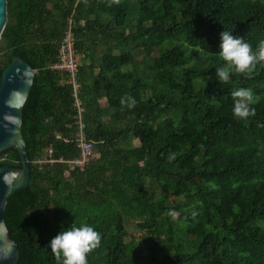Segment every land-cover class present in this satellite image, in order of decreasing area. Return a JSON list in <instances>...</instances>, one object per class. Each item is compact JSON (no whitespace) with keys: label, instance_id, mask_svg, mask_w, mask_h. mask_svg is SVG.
Listing matches in <instances>:
<instances>
[{"label":"trees","instance_id":"obj_1","mask_svg":"<svg viewBox=\"0 0 264 264\" xmlns=\"http://www.w3.org/2000/svg\"><path fill=\"white\" fill-rule=\"evenodd\" d=\"M109 3L6 2L0 75L13 57L37 72L22 110L29 183L5 214L18 264H56L48 244L72 224L101 234L88 264H264V66L216 73L224 30L253 50L264 40V0ZM68 32L76 90L51 68ZM240 88L258 97L243 120ZM80 133L93 157L70 165ZM1 166L19 168L17 152Z\"/></svg>","mask_w":264,"mask_h":264},{"label":"water","instance_id":"obj_2","mask_svg":"<svg viewBox=\"0 0 264 264\" xmlns=\"http://www.w3.org/2000/svg\"><path fill=\"white\" fill-rule=\"evenodd\" d=\"M7 0H0V37L7 21ZM37 72L19 57H13L0 75V154L14 150L20 167H0V264H18L17 244L9 237L5 225L6 206L12 195L29 183L30 163L22 135V110ZM8 175L9 183L4 177Z\"/></svg>","mask_w":264,"mask_h":264},{"label":"clouds","instance_id":"obj_3","mask_svg":"<svg viewBox=\"0 0 264 264\" xmlns=\"http://www.w3.org/2000/svg\"><path fill=\"white\" fill-rule=\"evenodd\" d=\"M119 0H111L112 3H118ZM220 58L225 61L223 67L217 68V80L220 84L227 83L230 75L236 74L250 76L255 72L257 65L264 66V40L258 42L253 50L252 46L243 38H236L232 32L224 30L221 33ZM233 98V116L236 119L243 120L249 116H255V109L251 107L256 103L258 97H255L251 89L240 88L231 92ZM131 100L128 105H135V100ZM125 103L124 98L121 104ZM5 183H9L8 175L4 177ZM170 216L175 217L174 211L169 212ZM102 237L93 227L89 225L72 226L59 232L48 244L51 253L55 257L56 264H88L87 257L101 245Z\"/></svg>","mask_w":264,"mask_h":264},{"label":"built area","instance_id":"obj_4","mask_svg":"<svg viewBox=\"0 0 264 264\" xmlns=\"http://www.w3.org/2000/svg\"><path fill=\"white\" fill-rule=\"evenodd\" d=\"M51 68L57 71L69 72L72 77L73 88L76 90L77 86L74 84V79L77 72V63L70 32H68L63 38L62 45L59 50L58 63L52 65ZM77 146L81 150L80 158L71 161L69 163L70 165H83L91 157H93V143L85 141L81 133L79 134V138L77 140ZM47 152L48 154H51V150H48Z\"/></svg>","mask_w":264,"mask_h":264}]
</instances>
